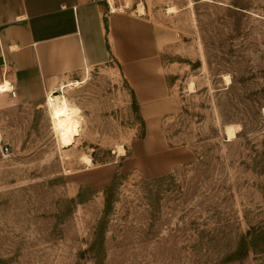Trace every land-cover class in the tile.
I'll return each mask as SVG.
<instances>
[{"label": "rangeland", "instance_id": "374dc122", "mask_svg": "<svg viewBox=\"0 0 264 264\" xmlns=\"http://www.w3.org/2000/svg\"><path fill=\"white\" fill-rule=\"evenodd\" d=\"M109 1L149 21L168 93L86 69L56 88L67 147L46 100L0 93V264H264V0Z\"/></svg>", "mask_w": 264, "mask_h": 264}, {"label": "crops", "instance_id": "0c3cea01", "mask_svg": "<svg viewBox=\"0 0 264 264\" xmlns=\"http://www.w3.org/2000/svg\"><path fill=\"white\" fill-rule=\"evenodd\" d=\"M144 19L110 12L105 0H0V93L11 81L15 98L40 106L59 85L114 60L141 105L165 97L160 45L138 27L147 29Z\"/></svg>", "mask_w": 264, "mask_h": 264}, {"label": "bare ground", "instance_id": "6f19581e", "mask_svg": "<svg viewBox=\"0 0 264 264\" xmlns=\"http://www.w3.org/2000/svg\"><path fill=\"white\" fill-rule=\"evenodd\" d=\"M113 7H114L113 12H114L117 10V7L116 6H113ZM140 9H141L142 13L143 12L145 13V9H144L143 5H141ZM175 10H176L175 6H169L168 7V11H170V12H173ZM226 76H227V79H225V80H227L229 83L231 81V79L228 75H226ZM224 78H225V76H224ZM86 79L87 78H85L83 81L72 82V83H70L64 87H67V86L72 87L74 85L76 86L82 82L85 83ZM192 84L193 83L191 82V87L193 86ZM194 86H195V84H194ZM46 103H47V106H48L49 112H50L52 128L54 129V131L56 133L55 135H57V137H58L60 145L62 147H67V146H70L71 144H74L76 136L80 134L83 115L80 113H77L74 110V108L70 104L66 94L58 92L56 90H53L48 94ZM226 131H227L226 133H227L229 139L236 136L235 124H228L226 126ZM122 150H124V149H122ZM121 152H123V151H121ZM83 159L87 163L92 162V158L90 156L83 155Z\"/></svg>", "mask_w": 264, "mask_h": 264}, {"label": "built area", "instance_id": "2783aa9c", "mask_svg": "<svg viewBox=\"0 0 264 264\" xmlns=\"http://www.w3.org/2000/svg\"><path fill=\"white\" fill-rule=\"evenodd\" d=\"M108 1V4H109V11L110 12H113V6H112V3ZM3 91H7L12 97H15L17 95V89H16V86L14 84V82H11V81H6L3 83ZM3 154L4 155H9L11 153V149H10V146L9 145H5L3 146Z\"/></svg>", "mask_w": 264, "mask_h": 264}]
</instances>
